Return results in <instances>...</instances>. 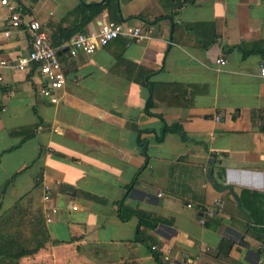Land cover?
<instances>
[{"label":"crops","instance_id":"1","mask_svg":"<svg viewBox=\"0 0 264 264\" xmlns=\"http://www.w3.org/2000/svg\"><path fill=\"white\" fill-rule=\"evenodd\" d=\"M100 1L9 0L58 48L89 2L86 30L147 37L59 50L58 104L37 70L4 68L0 264H264V0ZM9 17L0 3V58L32 48Z\"/></svg>","mask_w":264,"mask_h":264},{"label":"built area","instance_id":"2","mask_svg":"<svg viewBox=\"0 0 264 264\" xmlns=\"http://www.w3.org/2000/svg\"><path fill=\"white\" fill-rule=\"evenodd\" d=\"M0 3L7 5L10 10V21L8 24L16 28L24 26L30 37L32 46L27 53L16 58H0V82L3 81L4 68L14 71L35 69L43 79V84L40 86V94L45 98L47 97L54 104L60 102L61 96L59 91L65 88L66 82L58 49L66 47L71 56L86 53L93 54L119 36H128L136 42L147 37L143 33L141 26L132 25L127 20L114 21L105 19L99 23L96 29L77 32L63 46L57 48L50 44L49 34L45 28L43 29L39 20L28 19L19 6L10 3L9 0H0ZM4 32L6 35H9L8 30ZM226 62L227 60L224 57L218 59L219 64ZM260 73L264 76V67L261 68ZM43 193V198L49 200L50 197L47 190ZM190 264L197 263L190 262Z\"/></svg>","mask_w":264,"mask_h":264},{"label":"trees","instance_id":"3","mask_svg":"<svg viewBox=\"0 0 264 264\" xmlns=\"http://www.w3.org/2000/svg\"><path fill=\"white\" fill-rule=\"evenodd\" d=\"M36 1V0H33ZM105 4L104 3H83L82 6L80 8H78V11L81 12L82 14V19L81 21L76 25L75 28L73 29H63L62 33H64V31L67 30V33H65V38L69 39L74 33L77 32H81V31H85V25L87 24V22L92 21L98 14H100L103 10H104ZM55 47V46H54ZM58 48V47H57ZM65 47H63L62 49H58V50H63ZM152 98L150 99L147 107V111H148V107L150 105H152ZM149 114H152L151 112H148ZM155 115V114H153ZM166 129H173L175 131H178L181 133L183 138H187V134L185 133V131L181 128L180 125L178 124H170V126L168 125L166 127ZM143 144V152L146 155V142H144V140H140ZM119 216L122 220H128V218H130L132 215H137L139 218V227L140 228L142 225H149L147 224V222L145 221V215L142 212L139 211H134V212H129L127 213V215H125L124 213V209L122 206V201L119 203ZM138 228H137V233H138ZM154 256L156 258V260L158 261L159 264H162L161 260H160V256L158 253L154 252Z\"/></svg>","mask_w":264,"mask_h":264},{"label":"water","instance_id":"4","mask_svg":"<svg viewBox=\"0 0 264 264\" xmlns=\"http://www.w3.org/2000/svg\"><path fill=\"white\" fill-rule=\"evenodd\" d=\"M104 0H101L100 2H103ZM67 49V48H66Z\"/></svg>","mask_w":264,"mask_h":264},{"label":"rangeland","instance_id":"5","mask_svg":"<svg viewBox=\"0 0 264 264\" xmlns=\"http://www.w3.org/2000/svg\"><path fill=\"white\" fill-rule=\"evenodd\" d=\"M61 60V59H60Z\"/></svg>","mask_w":264,"mask_h":264}]
</instances>
